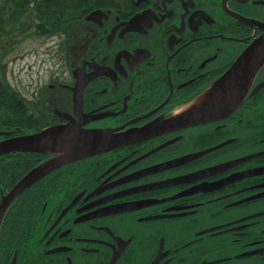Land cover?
Here are the masks:
<instances>
[{
	"label": "flooded vegetation",
	"instance_id": "obj_1",
	"mask_svg": "<svg viewBox=\"0 0 264 264\" xmlns=\"http://www.w3.org/2000/svg\"><path fill=\"white\" fill-rule=\"evenodd\" d=\"M71 1L51 74L0 61V264H264V63L219 83L264 0Z\"/></svg>",
	"mask_w": 264,
	"mask_h": 264
},
{
	"label": "trees",
	"instance_id": "obj_2",
	"mask_svg": "<svg viewBox=\"0 0 264 264\" xmlns=\"http://www.w3.org/2000/svg\"><path fill=\"white\" fill-rule=\"evenodd\" d=\"M73 12L71 0H0V51L28 28L48 35L64 29Z\"/></svg>",
	"mask_w": 264,
	"mask_h": 264
},
{
	"label": "water",
	"instance_id": "obj_3",
	"mask_svg": "<svg viewBox=\"0 0 264 264\" xmlns=\"http://www.w3.org/2000/svg\"><path fill=\"white\" fill-rule=\"evenodd\" d=\"M259 55V57L255 60L254 65L248 66L246 62L249 60H253L255 55ZM264 63V36L254 42L251 48L228 69V71L222 76L220 80V84L224 85L225 93H236L235 98L232 100L233 104L237 102V104L241 101L242 95L239 89L235 91L234 88L240 87L244 88L246 84L239 82H232L234 79L233 74L239 70L241 67H248L251 69V72H255V70ZM27 141L38 142L43 144H53L57 148H64L69 153H87L93 151L95 149H99L104 147L105 139L101 137V135H94L92 132L79 130L77 127H74L72 124L64 127H53L40 133L34 134L27 138Z\"/></svg>",
	"mask_w": 264,
	"mask_h": 264
},
{
	"label": "rangeland",
	"instance_id": "obj_4",
	"mask_svg": "<svg viewBox=\"0 0 264 264\" xmlns=\"http://www.w3.org/2000/svg\"><path fill=\"white\" fill-rule=\"evenodd\" d=\"M9 40L12 42L7 44L5 52L0 51V60L7 65L8 77L17 76L30 80L51 74L52 66L59 59L56 44L58 36H42L28 28Z\"/></svg>",
	"mask_w": 264,
	"mask_h": 264
}]
</instances>
